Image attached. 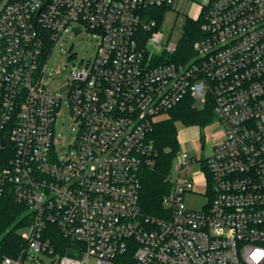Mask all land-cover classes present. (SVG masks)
Here are the masks:
<instances>
[{
  "label": "built area",
  "instance_id": "obj_1",
  "mask_svg": "<svg viewBox=\"0 0 264 264\" xmlns=\"http://www.w3.org/2000/svg\"><path fill=\"white\" fill-rule=\"evenodd\" d=\"M173 3L1 0L0 196L23 204L27 222L24 247L0 264H23L30 250L57 264H264V0L198 5L200 35L182 61L176 45H159ZM70 33L93 49L64 96L50 94L45 66ZM183 101L210 105L222 137L207 156L177 149L163 209L147 215L153 128ZM65 103L77 127L67 150L56 147ZM195 187L205 201L192 207ZM54 233L69 242L51 243Z\"/></svg>",
  "mask_w": 264,
  "mask_h": 264
},
{
  "label": "rangeland",
  "instance_id": "obj_2",
  "mask_svg": "<svg viewBox=\"0 0 264 264\" xmlns=\"http://www.w3.org/2000/svg\"><path fill=\"white\" fill-rule=\"evenodd\" d=\"M206 1L207 0H185L181 11H184V9V12H187V10L191 11L192 4L202 5ZM162 17V22L159 24V31L162 33L159 45L166 46L167 44H173L178 46L184 32L186 15L183 12H180L179 9L173 8L163 12ZM92 49L93 42L90 41V37L87 34L70 33L62 35L54 45L45 66V73L50 75L49 79L45 78L44 80L46 90L50 94L64 96V89L72 66H78L79 63L88 58ZM65 105L66 103L62 106L57 117L56 137L58 138V142L56 147L59 148L60 146H65V150H67V145L75 136L77 127L76 124L72 122ZM167 118V115H162L158 118V121ZM175 125L177 138L180 141L178 150H186L190 155H193L196 158H199V155L201 154V146H204L203 154L207 156L210 154L212 146L219 142L222 137L219 126L215 124V120L203 128L197 126H184L180 123H176ZM200 136H203L202 140H200ZM177 164L178 159L174 157L171 166L172 173L177 171ZM191 174L192 171L188 173V175ZM204 192V188L195 187L194 193L197 195L192 196L191 200H188V204L192 207L199 206V203L205 201L203 196ZM161 209H163V206H161ZM22 231L24 230H20V232ZM58 258V254L48 256L30 250L25 257L23 264H57ZM89 264H94L93 260H90Z\"/></svg>",
  "mask_w": 264,
  "mask_h": 264
},
{
  "label": "trees",
  "instance_id": "obj_3",
  "mask_svg": "<svg viewBox=\"0 0 264 264\" xmlns=\"http://www.w3.org/2000/svg\"><path fill=\"white\" fill-rule=\"evenodd\" d=\"M162 19V16L158 18L159 24ZM201 22V18L194 20L186 17L184 32L177 46L174 60L182 61L193 55L192 45L200 35ZM167 116V119L154 125L152 132L153 143L158 152L157 165L152 170L145 171L141 178L142 188L139 204L147 215L158 216L162 206L161 199L169 188L163 178L169 172L173 156L178 149L175 124L203 128L213 121L210 105H206L202 110H197L184 101L169 111ZM26 213L27 208L23 204L17 203L10 196H0V261L3 257H17L24 247L25 242L21 239L19 232L26 225L27 217L22 218ZM50 239L51 243L58 245H65L69 242L57 233L51 235Z\"/></svg>",
  "mask_w": 264,
  "mask_h": 264
},
{
  "label": "crops",
  "instance_id": "obj_4",
  "mask_svg": "<svg viewBox=\"0 0 264 264\" xmlns=\"http://www.w3.org/2000/svg\"><path fill=\"white\" fill-rule=\"evenodd\" d=\"M184 2H185V0H174L173 6L171 7V9H173V8L179 9L180 12H183L187 18L195 19L196 15L198 13V4H196V5L192 4V10L191 11L187 10V12H184L185 9H184V11L183 10L181 11V8L184 6Z\"/></svg>",
  "mask_w": 264,
  "mask_h": 264
},
{
  "label": "flooded vegetation",
  "instance_id": "obj_5",
  "mask_svg": "<svg viewBox=\"0 0 264 264\" xmlns=\"http://www.w3.org/2000/svg\"><path fill=\"white\" fill-rule=\"evenodd\" d=\"M213 147V146H212Z\"/></svg>",
  "mask_w": 264,
  "mask_h": 264
}]
</instances>
